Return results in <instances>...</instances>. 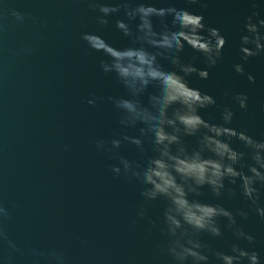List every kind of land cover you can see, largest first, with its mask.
<instances>
[{
  "label": "water",
  "instance_id": "obj_1",
  "mask_svg": "<svg viewBox=\"0 0 264 264\" xmlns=\"http://www.w3.org/2000/svg\"><path fill=\"white\" fill-rule=\"evenodd\" d=\"M148 2L203 15L207 26L227 38L223 59L207 69L210 77L204 80L193 74L189 84L215 97L221 107H232V127L264 139V55L244 62L239 51L241 28L254 11L251 0H202L197 5L190 0ZM257 3L255 10L264 18V0ZM0 8L25 15L22 23L11 16L3 20L5 31L0 32V203L11 212L4 227L20 249L0 244V264H8L9 257L12 264H51L50 258L32 256V249L45 254L61 251L67 264H156L152 258L159 255L162 237L158 229L149 232L151 225L140 212L146 209L149 218L159 221L166 201L146 203L139 181L112 170L120 165V157L143 164L155 152L147 141L143 153L126 141L111 152L97 148L98 141L110 148L113 139L140 133L120 124L119 113L107 97L126 92L114 75L101 71L100 61L107 57L81 38L83 33H95L114 47L132 46L115 26L117 19H126L123 10L104 27L89 0H0ZM171 21L168 17L169 27ZM153 23L161 30L159 18ZM179 55L184 63L207 68L205 58L187 45ZM159 62L167 71L178 70L165 58ZM237 63L255 77L254 84L247 75L235 72ZM226 90L246 94L248 109L226 97ZM157 92L150 86L142 102L147 106L149 96ZM93 99L95 106L88 103ZM201 115L221 122L219 109L202 110ZM186 143L194 147L196 140L187 137ZM233 146L246 151L238 141ZM203 191L199 199L205 202L233 212L248 210L241 195L230 198L225 192L218 199L209 189ZM237 219L256 237L252 247L264 260V219L255 212L247 220ZM202 238L222 251H229L235 239L227 228L223 238ZM239 243L249 247L246 241Z\"/></svg>",
  "mask_w": 264,
  "mask_h": 264
},
{
  "label": "clouds",
  "instance_id": "obj_2",
  "mask_svg": "<svg viewBox=\"0 0 264 264\" xmlns=\"http://www.w3.org/2000/svg\"><path fill=\"white\" fill-rule=\"evenodd\" d=\"M201 2L190 0L193 5ZM251 3L254 11L246 18L240 36V59L244 62L264 55V18L255 10L259 7L257 0ZM89 4L98 11L97 22L104 27L110 24L114 14L123 10L126 19H117L115 26L132 41V46L117 48L95 33L86 32L81 37L91 49L107 57L100 61L101 71L114 75L126 92L107 97L119 113L120 124L138 128L140 133L124 135L122 140L113 139L110 148L105 141H98L97 148L111 152L126 141L143 153L147 141L155 152L143 164L120 157V165L112 168L117 175L139 181L146 203L166 201L159 221L149 218L146 209L140 212L151 225L149 232L158 229L162 237L157 245L159 255L153 261L156 264H264L260 253L252 247L256 237L246 232L237 219L247 220L252 212L264 219V139L255 138L246 129L232 127L235 118L232 107H221L215 97L192 88L188 80L193 74L204 80L210 77L207 69L215 68L223 59L227 38L219 29L207 26L203 15L186 9L156 7L148 0H89ZM9 16L16 22L25 20L19 10L0 8V32L5 31L2 21ZM168 17H172L171 27L167 24ZM154 18L161 22L159 31ZM186 45L205 58L206 69L182 62L179 53ZM160 58L169 60L178 70H165ZM233 68L255 83V77L245 72L243 63ZM150 86H155L158 92L149 96L146 106L141 97ZM224 95L231 96L240 109H248L246 94L226 90ZM88 103L95 106L96 100ZM210 108L220 110V123L201 115L202 110ZM187 137L195 138L194 147L186 143ZM234 141L243 144L246 151L234 147ZM205 188L218 199L225 192L230 198L241 195L248 210L241 208L233 212L221 204L199 199ZM10 216L9 209L0 203V244L6 242L19 252L4 227ZM224 228L235 238L229 251L213 249L202 238L205 235L223 238ZM239 241H246L249 247H242ZM31 255L50 258L51 264H67V257L61 251L45 254L32 249ZM8 264H12L11 257Z\"/></svg>",
  "mask_w": 264,
  "mask_h": 264
}]
</instances>
